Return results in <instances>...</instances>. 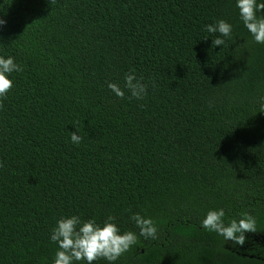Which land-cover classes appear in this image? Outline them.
Returning a JSON list of instances; mask_svg holds the SVG:
<instances>
[{"label": "trees", "instance_id": "16d2710c", "mask_svg": "<svg viewBox=\"0 0 264 264\" xmlns=\"http://www.w3.org/2000/svg\"><path fill=\"white\" fill-rule=\"evenodd\" d=\"M0 19L22 68L0 98V264H53L62 217L138 234L134 213L157 237L114 264H264V44L235 0H0ZM218 208L254 219L243 245L200 227Z\"/></svg>", "mask_w": 264, "mask_h": 264}, {"label": "clouds", "instance_id": "9594fccd", "mask_svg": "<svg viewBox=\"0 0 264 264\" xmlns=\"http://www.w3.org/2000/svg\"><path fill=\"white\" fill-rule=\"evenodd\" d=\"M235 5L239 10L240 20L253 40L264 44V15H261L264 0H235ZM4 23L5 21L0 19V25ZM205 30L209 34L219 33L211 40L213 46H222L225 43L224 38L232 35V25L223 19L217 20L214 24H206ZM19 71H22V68L14 62L13 57L0 55V98H3L12 87L11 74ZM124 87L137 100L147 95V85L134 74L125 77ZM108 88L117 97L125 95L124 90L116 83L109 82ZM71 133V142L79 145L82 137L77 131ZM224 217L223 208L210 209L201 220L200 227L215 232L223 237L225 242L231 241L236 245L244 244L245 232L255 231V221L248 214L228 223H225ZM130 219L138 228V234L131 230L121 232L112 216H108L102 223H97L95 219L81 220L78 215L58 219L49 237L50 241L58 246L53 264H74V262L93 264L101 258L108 264H114L123 253L137 245L139 238L145 241L156 239L157 227L150 217L134 213Z\"/></svg>", "mask_w": 264, "mask_h": 264}]
</instances>
